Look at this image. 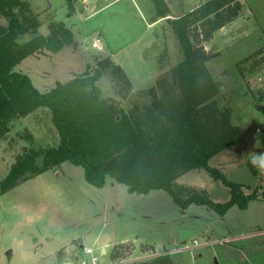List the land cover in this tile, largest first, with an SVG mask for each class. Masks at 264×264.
Listing matches in <instances>:
<instances>
[{"label": "rangeland", "instance_id": "obj_1", "mask_svg": "<svg viewBox=\"0 0 264 264\" xmlns=\"http://www.w3.org/2000/svg\"><path fill=\"white\" fill-rule=\"evenodd\" d=\"M28 1L40 15L41 35L49 34L50 21L65 23L74 35V43L61 52L31 56L15 68L41 93L109 58L124 70L137 95L154 88L184 59L166 19L150 26L151 0H72V17L66 0ZM205 1L166 0L169 18H180ZM244 1L245 21L216 38L221 55L207 64L221 87L220 107L231 109L232 123L244 137L210 165L231 182L262 193L264 0ZM98 85L105 99L122 101L116 80L105 77ZM58 142L45 109L15 121L10 134L0 139V183L22 152ZM176 191L183 199L196 193L220 204L230 199L229 189L205 170L181 177ZM262 197L244 210L232 206L224 215L196 204L182 209L164 190L138 195L112 178L103 189L95 188L86 182L83 168L66 162L0 196V264H78L79 239L101 264H141L155 251L173 252L175 264H264ZM103 245L108 246L105 255ZM116 253L119 257L112 258Z\"/></svg>", "mask_w": 264, "mask_h": 264}, {"label": "trees", "instance_id": "obj_2", "mask_svg": "<svg viewBox=\"0 0 264 264\" xmlns=\"http://www.w3.org/2000/svg\"><path fill=\"white\" fill-rule=\"evenodd\" d=\"M66 1L72 17L73 1ZM151 1L150 22L168 21L184 59L154 88L134 95L124 70L109 58L97 60L94 67L50 92H39L15 68L31 56L71 46L73 32L63 22L50 21L49 34L41 35L40 15L28 0H0V139L10 134L15 121L41 109L50 113L59 138L56 146L22 152L0 183V196L68 162L83 168L86 182L95 188L103 189L112 178L138 195L164 190L182 209L196 204L224 215L232 206L244 210L263 198L264 192L231 182L210 165L244 137L232 123L231 109L219 105L221 87L207 66L215 56L205 49L216 33L239 17L240 0H208L177 19L169 18L166 0ZM105 77L116 80L125 106L103 97L98 84ZM194 170H205L226 186L229 201L220 204L197 193L183 199L176 191L177 181ZM116 257L118 253L112 255ZM141 264L175 262L164 252Z\"/></svg>", "mask_w": 264, "mask_h": 264}, {"label": "crops", "instance_id": "obj_3", "mask_svg": "<svg viewBox=\"0 0 264 264\" xmlns=\"http://www.w3.org/2000/svg\"><path fill=\"white\" fill-rule=\"evenodd\" d=\"M91 0H89V2H90ZM208 1V0H207ZM206 2V1H205ZM240 3L242 4V11H241V14L239 15V17L235 20V21H233L231 24H229V25H227L226 27H224L223 29H221L218 33H216L215 35H214V37L209 41V42H207L206 43V51H207V53L209 54V55H211V56H215L213 59H211L210 61H209V63H211V62H213L216 58H218V57H220V55H221V52L222 51H220L219 50V48L217 47V45H216V38L217 37H221V35L222 34H225L226 33V31L230 28V27H232L233 25H235L236 23H237V21H239V23H243L245 20H243L244 19V14L246 13V3H245V1L244 0H240ZM243 3H245V5L243 6ZM197 8V7H196ZM193 11V10H192ZM161 23H163V20H160V21H158V22H156V23H151L150 22V26H155V25H158V24H161ZM98 45L100 46V43H98ZM208 46V47H207ZM254 50V49H253ZM213 60V61H212ZM221 72H224V71H222V70H220L218 73H221ZM248 72V71H247ZM247 72H246V74H247ZM263 91H261V93H262ZM79 241L81 242L80 243V247H81V250L83 249V248H85L86 246L84 245V242L81 240V239H79ZM97 242H99L98 240H96ZM124 244H127V243H124ZM119 245H122V244H119ZM115 246H117V245H115ZM107 245H103L102 246V254H106L107 253V251H106V249H107ZM88 248V247H87ZM152 251V250H151ZM165 251H168V250H165ZM164 251H160V252H156L155 251V254H151V256L152 257H155V256H157V255H160V254H162ZM172 255H173V252H170ZM150 255H148L147 257H149ZM151 256H150V258H151ZM147 257H145V258H147Z\"/></svg>", "mask_w": 264, "mask_h": 264}, {"label": "built area", "instance_id": "obj_4", "mask_svg": "<svg viewBox=\"0 0 264 264\" xmlns=\"http://www.w3.org/2000/svg\"><path fill=\"white\" fill-rule=\"evenodd\" d=\"M259 83L260 85H264L263 79L260 78ZM76 261L78 262V264H101L100 259L97 258L94 255L93 250L89 248H83L81 257L77 258ZM111 264H122V263L111 262Z\"/></svg>", "mask_w": 264, "mask_h": 264}]
</instances>
